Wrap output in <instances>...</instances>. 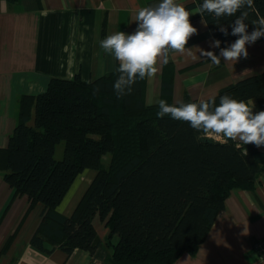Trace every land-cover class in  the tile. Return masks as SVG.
Wrapping results in <instances>:
<instances>
[{"label":"trees","instance_id":"trees-1","mask_svg":"<svg viewBox=\"0 0 264 264\" xmlns=\"http://www.w3.org/2000/svg\"><path fill=\"white\" fill-rule=\"evenodd\" d=\"M202 3L195 0L192 6ZM248 12L251 32L252 22L264 17V0H253ZM198 16L222 48L237 39L231 28L227 37L219 32L213 15ZM234 19L219 23L227 26ZM172 76L165 65L160 96L152 104L146 101L147 77L117 98L115 70L92 81L52 78L43 93L18 99L16 125L0 148V175L15 195L28 198L17 229L36 205L43 206L31 246L48 252V243L67 255L80 249L96 257L104 242L112 264H174L183 254H195L233 190L254 189L264 175V151L214 140L167 115L157 117L160 99L176 105ZM223 95L254 99L264 111V71L220 89L216 104ZM183 102L197 101L185 97ZM60 142L63 156L56 159ZM88 169L95 176L65 216L58 206ZM96 217L107 230L103 241L93 225ZM113 236L118 237L115 245Z\"/></svg>","mask_w":264,"mask_h":264},{"label":"crops","instance_id":"crops-1","mask_svg":"<svg viewBox=\"0 0 264 264\" xmlns=\"http://www.w3.org/2000/svg\"><path fill=\"white\" fill-rule=\"evenodd\" d=\"M160 0H21L8 3L0 0V148L7 146L8 137L16 125L18 99L46 91L52 78L71 79L79 76L92 81L114 71L119 65L111 54L99 47L100 41L115 32L131 33L135 14L142 6L156 5ZM191 15L189 21L197 29L186 48H210L212 36L203 17L198 16L195 0H176ZM248 57L236 63L215 65L204 58L192 60L178 53H169L167 64L172 73V101L185 97L192 101L215 97L220 89L248 76L264 71V40L246 45ZM199 56V53H197ZM164 66L152 78H147L146 101L157 102L160 96ZM253 114L261 111L254 99ZM223 142V138L208 136ZM237 144L242 142L236 140ZM253 145V144H251ZM255 146V145H253ZM257 147V146H255ZM264 151V146L257 147ZM95 176L85 170L73 182L59 212L70 216ZM26 195H15L0 175V264H112L111 251L102 242L98 256L75 249L70 255L44 243L49 251L30 244L43 206L38 204L25 217ZM98 238L104 240V222L94 218ZM17 229V230H16ZM15 233L7 250L8 238ZM264 237V175L253 190L236 189L224 201L204 241L194 255L183 254L174 264H264L253 251L254 243ZM118 241L112 237V244Z\"/></svg>","mask_w":264,"mask_h":264},{"label":"clouds","instance_id":"clouds-1","mask_svg":"<svg viewBox=\"0 0 264 264\" xmlns=\"http://www.w3.org/2000/svg\"><path fill=\"white\" fill-rule=\"evenodd\" d=\"M253 0H203L197 11L200 15L211 14L216 18L217 29L225 37H237L234 42L221 47V41L212 39L210 48L219 49L218 55L199 47L186 48L191 36L197 33L189 17L191 13L176 0H160L156 5L142 6L135 14L136 27L131 33L122 31L106 36L99 47L111 54L118 62V78L113 84L117 98L132 92L137 79L152 78L161 66L169 63V53H178L192 60L204 58L212 64L236 63L247 58L246 45H252L264 37V17L254 20L253 30L246 23ZM239 13V15H237ZM235 17L224 26L221 18ZM199 53V56L197 55ZM158 118L166 115L173 120L188 122L198 133L223 138L225 141H240L242 145L264 146V111L253 114L254 105L223 95L216 104L215 97L198 102L169 104L165 99L158 102Z\"/></svg>","mask_w":264,"mask_h":264},{"label":"built area","instance_id":"built-area-1","mask_svg":"<svg viewBox=\"0 0 264 264\" xmlns=\"http://www.w3.org/2000/svg\"><path fill=\"white\" fill-rule=\"evenodd\" d=\"M253 251L259 259H264V237L254 243Z\"/></svg>","mask_w":264,"mask_h":264},{"label":"rangeland","instance_id":"rangeland-1","mask_svg":"<svg viewBox=\"0 0 264 264\" xmlns=\"http://www.w3.org/2000/svg\"><path fill=\"white\" fill-rule=\"evenodd\" d=\"M63 148H64V143L60 142L58 145H56L55 149V158L56 159H61L63 156Z\"/></svg>","mask_w":264,"mask_h":264}]
</instances>
